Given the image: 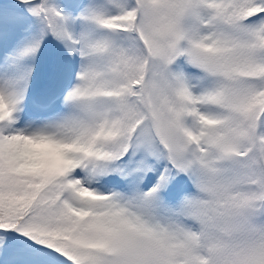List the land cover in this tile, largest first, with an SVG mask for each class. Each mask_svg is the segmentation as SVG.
<instances>
[{"label": "snow or ice", "instance_id": "6c2138e0", "mask_svg": "<svg viewBox=\"0 0 264 264\" xmlns=\"http://www.w3.org/2000/svg\"><path fill=\"white\" fill-rule=\"evenodd\" d=\"M0 264H264V0H0Z\"/></svg>", "mask_w": 264, "mask_h": 264}]
</instances>
